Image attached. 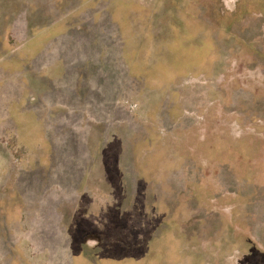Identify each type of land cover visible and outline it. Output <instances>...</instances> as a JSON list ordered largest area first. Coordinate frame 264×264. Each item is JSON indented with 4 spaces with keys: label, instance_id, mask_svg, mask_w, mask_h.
Returning <instances> with one entry per match:
<instances>
[{
    "label": "rangeland",
    "instance_id": "obj_1",
    "mask_svg": "<svg viewBox=\"0 0 264 264\" xmlns=\"http://www.w3.org/2000/svg\"><path fill=\"white\" fill-rule=\"evenodd\" d=\"M0 264H264V0H0Z\"/></svg>",
    "mask_w": 264,
    "mask_h": 264
}]
</instances>
